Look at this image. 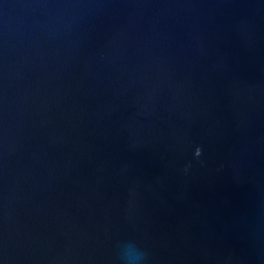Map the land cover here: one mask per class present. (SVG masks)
<instances>
[{
    "label": "water",
    "instance_id": "95a60500",
    "mask_svg": "<svg viewBox=\"0 0 264 264\" xmlns=\"http://www.w3.org/2000/svg\"><path fill=\"white\" fill-rule=\"evenodd\" d=\"M264 264V0H0V264Z\"/></svg>",
    "mask_w": 264,
    "mask_h": 264
},
{
    "label": "clouds",
    "instance_id": "9594fccd",
    "mask_svg": "<svg viewBox=\"0 0 264 264\" xmlns=\"http://www.w3.org/2000/svg\"><path fill=\"white\" fill-rule=\"evenodd\" d=\"M114 254L118 264H149L150 261L149 251L134 239L117 241Z\"/></svg>",
    "mask_w": 264,
    "mask_h": 264
}]
</instances>
